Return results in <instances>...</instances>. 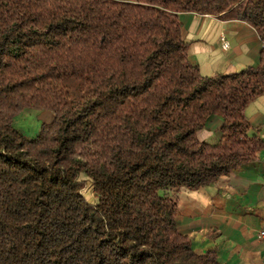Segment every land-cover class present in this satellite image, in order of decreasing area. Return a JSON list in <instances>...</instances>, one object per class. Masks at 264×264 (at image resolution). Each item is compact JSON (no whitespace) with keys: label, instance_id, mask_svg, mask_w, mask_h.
Instances as JSON below:
<instances>
[{"label":"trees","instance_id":"obj_1","mask_svg":"<svg viewBox=\"0 0 264 264\" xmlns=\"http://www.w3.org/2000/svg\"><path fill=\"white\" fill-rule=\"evenodd\" d=\"M182 12L247 21L259 64L203 75ZM263 94L264 0H0V264H220L179 229L177 192L258 157ZM25 109L54 120L28 137Z\"/></svg>","mask_w":264,"mask_h":264},{"label":"crops","instance_id":"obj_2","mask_svg":"<svg viewBox=\"0 0 264 264\" xmlns=\"http://www.w3.org/2000/svg\"><path fill=\"white\" fill-rule=\"evenodd\" d=\"M180 18L189 55L203 75L259 64L263 42L247 21L197 12H182ZM222 36L230 42L228 49L221 45ZM245 113L250 133L264 140V94L254 98ZM222 125V118L214 116L198 137L217 143ZM177 196L179 229L191 237L196 252L215 250L220 264H264V239L258 236L264 226V150L214 184L181 187Z\"/></svg>","mask_w":264,"mask_h":264},{"label":"rangeland","instance_id":"obj_3","mask_svg":"<svg viewBox=\"0 0 264 264\" xmlns=\"http://www.w3.org/2000/svg\"><path fill=\"white\" fill-rule=\"evenodd\" d=\"M53 120L54 114L50 110L25 109L15 117L14 123L24 135L33 137L38 133L43 123H48ZM83 192L89 201H96V197L90 182H88Z\"/></svg>","mask_w":264,"mask_h":264},{"label":"built area","instance_id":"obj_4","mask_svg":"<svg viewBox=\"0 0 264 264\" xmlns=\"http://www.w3.org/2000/svg\"><path fill=\"white\" fill-rule=\"evenodd\" d=\"M221 45L224 49H228L230 47V42L225 36L221 37ZM258 236L261 239H264V226L258 231Z\"/></svg>","mask_w":264,"mask_h":264}]
</instances>
